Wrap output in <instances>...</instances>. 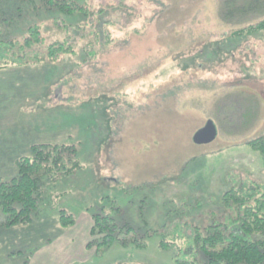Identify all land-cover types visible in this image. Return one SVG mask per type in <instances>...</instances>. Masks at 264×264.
<instances>
[{"label": "rangeland", "instance_id": "1", "mask_svg": "<svg viewBox=\"0 0 264 264\" xmlns=\"http://www.w3.org/2000/svg\"><path fill=\"white\" fill-rule=\"evenodd\" d=\"M4 1L9 4L0 5L1 12L18 14L16 0L0 3ZM77 2L103 14L87 21L80 33L69 30L74 54L61 56L56 64L7 68L42 66L52 76L34 93L28 91V99L16 111L8 109L14 103L11 85L30 78L23 72L0 77L2 136L14 120L25 124L77 113L73 122L79 126L53 141L75 144L83 168L46 188L39 218L27 230L47 243L45 257L56 262L81 251L80 264H172L171 254L157 248L155 237L145 250L114 245L89 251L84 222H78L114 204L132 224L142 208L157 229L163 202L173 199L177 205H188L182 208L188 221L202 225L209 211L219 209L227 190L251 181L264 185V156L247 146L259 137L264 141V32L250 39H226L244 25L220 21V0ZM69 20L73 25L83 22L77 16ZM40 26L47 41L65 38L48 19ZM0 27L19 34V28ZM89 48L98 51L94 58ZM20 85L15 86L17 94ZM90 101L92 105L80 107ZM207 121L216 126V139L208 145L193 144V134ZM56 194L63 196L55 203ZM196 204L201 206L195 208ZM50 206L64 209L77 225L41 232L44 218L58 216Z\"/></svg>", "mask_w": 264, "mask_h": 264}, {"label": "trees", "instance_id": "2", "mask_svg": "<svg viewBox=\"0 0 264 264\" xmlns=\"http://www.w3.org/2000/svg\"><path fill=\"white\" fill-rule=\"evenodd\" d=\"M16 1L18 14H7L0 9V26L20 29L19 34L12 35L0 27V70L42 63L56 64L61 56L74 54L69 30L80 33L87 21L103 14V11L94 13L85 3L77 0ZM8 4L6 1L0 3ZM76 16L84 23L71 24L69 19ZM218 18L225 25H244L226 39L246 36L250 39L264 32V0H220ZM255 18L260 19L252 23ZM45 19L64 32L63 40H46L40 26ZM95 36L98 40L99 35ZM89 44L93 45L92 42ZM97 53L93 48L88 50L92 58ZM92 103L79 106L87 107ZM247 146L264 156L262 137L248 142ZM15 168L16 174L10 179H0V232L31 225L38 220L46 188L59 179L73 176L83 166L75 144L45 141L32 145L30 155L18 158ZM62 196L56 194L55 203ZM220 200L219 209L209 211L206 216L208 223L202 225L186 219L182 210L188 207L187 204L177 205L173 199L165 200L162 225L157 229L151 227L142 208L137 212V222L132 224L121 217L123 212L120 207L114 204L108 209L103 207L100 213L91 215L92 227L86 249L97 253L119 245L145 250L149 239L155 237L157 248L171 254L172 264H264V185L244 182L241 188L224 192ZM200 206L196 204L195 208ZM49 209L53 210L54 206ZM53 211L58 213L61 228L75 225V218L64 209ZM118 264L144 263L121 261Z\"/></svg>", "mask_w": 264, "mask_h": 264}, {"label": "crops", "instance_id": "3", "mask_svg": "<svg viewBox=\"0 0 264 264\" xmlns=\"http://www.w3.org/2000/svg\"><path fill=\"white\" fill-rule=\"evenodd\" d=\"M45 68L47 67L34 66L28 68L24 67L19 71H15L17 69L0 70V77L13 72H23L30 78L29 82L23 83V81H17L11 85L14 103H10L11 108L8 109L16 111L21 107V104L28 99V95L26 94L28 91L34 93V90H38L39 87L43 86L46 79L52 77L49 70L47 71ZM17 84H21V89H19L21 91H19V94L15 91V86H17ZM10 110L3 112L1 116H7ZM76 114L75 111L68 112V115L60 114L53 116V120L51 118H49L50 120L43 118L41 120L42 122L40 120L32 121L31 123L27 122L25 124L22 120L19 122H15V120L8 122L5 126L4 136L0 135V176H14L16 171L15 160L19 157L26 156L30 152L32 145L65 138L68 130H72V128L74 129L79 126L73 122L74 118H77L75 116ZM70 116H72L73 119H70ZM49 121L52 122V125H50ZM74 121H77V119ZM57 218L58 216H55L53 213L47 218H44L45 221L42 223L41 232L46 233L54 229L63 231V228L59 226ZM43 220L38 223H41ZM81 222H84L85 225L86 235L84 242L86 243L92 227L91 217L87 216L85 220L81 219L78 222L79 226ZM76 225L77 221L73 227ZM30 226H32V224L29 225V227L26 226L27 228H16L0 233V264H80L82 258L81 251L80 254H77L71 259H67L65 262H56L53 259H47L45 255L48 254L43 252V249L48 247L47 243H40L39 237L34 235L33 230H27ZM52 239L51 237L48 240ZM12 257L15 258L12 259Z\"/></svg>", "mask_w": 264, "mask_h": 264}, {"label": "water", "instance_id": "4", "mask_svg": "<svg viewBox=\"0 0 264 264\" xmlns=\"http://www.w3.org/2000/svg\"><path fill=\"white\" fill-rule=\"evenodd\" d=\"M217 137V129L212 121H207L206 124L197 130L192 136V142L195 145L211 144Z\"/></svg>", "mask_w": 264, "mask_h": 264}]
</instances>
